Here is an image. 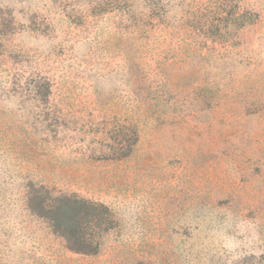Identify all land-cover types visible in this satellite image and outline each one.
Wrapping results in <instances>:
<instances>
[{"label":"rangeland","instance_id":"obj_1","mask_svg":"<svg viewBox=\"0 0 264 264\" xmlns=\"http://www.w3.org/2000/svg\"><path fill=\"white\" fill-rule=\"evenodd\" d=\"M30 183L111 209L96 254ZM0 264H264V0H0Z\"/></svg>","mask_w":264,"mask_h":264},{"label":"trees","instance_id":"obj_2","mask_svg":"<svg viewBox=\"0 0 264 264\" xmlns=\"http://www.w3.org/2000/svg\"><path fill=\"white\" fill-rule=\"evenodd\" d=\"M245 18V13L235 16L233 11L224 17L226 22L230 20L238 26L249 22ZM26 205L31 213L47 222L70 251L76 253L96 254L104 235L116 226L111 209L104 203L75 193L53 194L42 185L29 184Z\"/></svg>","mask_w":264,"mask_h":264}]
</instances>
